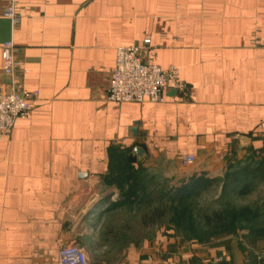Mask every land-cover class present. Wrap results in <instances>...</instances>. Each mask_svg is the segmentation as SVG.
<instances>
[{
  "label": "crops",
  "instance_id": "1",
  "mask_svg": "<svg viewBox=\"0 0 264 264\" xmlns=\"http://www.w3.org/2000/svg\"><path fill=\"white\" fill-rule=\"evenodd\" d=\"M16 3L17 26L0 16V91L11 84L2 45L12 40L28 70L17 89L39 97L0 138V264H59L70 243L89 264H176L154 254L171 234L145 219L151 210L142 214L136 195L205 184L225 157L264 151V0ZM145 38L150 60L177 67L188 90L163 102L110 100L117 48ZM250 245L229 241L212 254L257 264Z\"/></svg>",
  "mask_w": 264,
  "mask_h": 264
},
{
  "label": "rangeland",
  "instance_id": "2",
  "mask_svg": "<svg viewBox=\"0 0 264 264\" xmlns=\"http://www.w3.org/2000/svg\"><path fill=\"white\" fill-rule=\"evenodd\" d=\"M261 162L264 163V155L256 151L247 152L237 158L225 157L222 161L223 170L218 172L212 181L197 186L191 193H182L179 190L185 183L178 186L173 183L172 188L166 190L163 189V184L162 188L157 185L159 188L155 190L154 195L148 186L140 189L136 201L139 202L142 214L144 212L149 214L156 206H164V202L168 207L163 220L153 223L156 229L166 227L171 234L168 238L171 243L166 253L160 246L157 247L158 250L154 254L158 260L167 259L166 261L170 260L176 264H193L197 259L198 261L203 259L205 264L214 262L218 264L216 263L218 259L222 261L226 259L221 254L213 255L212 251L215 246L229 241L236 244L244 242L247 245L251 241L254 245H250L249 248L255 250L257 258L259 252L264 250V177H252V174H255L252 170ZM262 165L264 167V164ZM241 171L247 174L236 182L230 180L231 173ZM189 182L191 183V180ZM146 198L151 201L150 204L144 202ZM220 212L225 213L228 218H237L235 232L227 231L230 228L223 230L214 222L215 219L212 217ZM207 217L211 218L212 224L207 222ZM231 220L233 219L227 220V226ZM249 228L257 230V233L249 235Z\"/></svg>",
  "mask_w": 264,
  "mask_h": 264
},
{
  "label": "built area",
  "instance_id": "3",
  "mask_svg": "<svg viewBox=\"0 0 264 264\" xmlns=\"http://www.w3.org/2000/svg\"><path fill=\"white\" fill-rule=\"evenodd\" d=\"M23 15L16 0H10L6 6L0 0V16L10 19L14 26L21 22ZM151 49L150 38L117 48L107 90L110 100L117 103L145 100L163 102L166 93L172 90L180 94L188 90L189 86L181 78L177 67L162 68L150 60ZM16 52L12 40L3 43V71L11 79V84L7 91H0V138L10 132L18 118L30 115L32 101L39 97L38 90L26 93L17 89V72L22 70L26 73L28 70L17 59ZM195 160V156L189 155L182 159V164L189 166ZM218 260L216 263L225 264L221 259ZM257 261L258 264H264V250L259 252ZM59 264H89L88 254L79 244L70 243L61 250Z\"/></svg>",
  "mask_w": 264,
  "mask_h": 264
},
{
  "label": "trees",
  "instance_id": "4",
  "mask_svg": "<svg viewBox=\"0 0 264 264\" xmlns=\"http://www.w3.org/2000/svg\"><path fill=\"white\" fill-rule=\"evenodd\" d=\"M260 153L262 155H264V151H261ZM261 163L264 164L263 162H261ZM261 163L260 164L258 163V166L256 168H254L255 172H254V170H252V172L255 173V174H252V177H254V178L264 177V167H263V165ZM246 174L247 173L242 172V171L240 173L235 172V173H231L229 178L233 182H236L237 180L240 179V177H243ZM130 177H131V175H128V179H126L125 182L130 183V182H128L131 179ZM125 178H126V176H125ZM205 181H206V178H204V177L203 178L202 177L193 178L191 180V184H188L184 188H181L179 190H181L182 193H191V191L193 189H196L197 186H201V184H204ZM167 208H168L167 204L166 205L164 204V206H156V207L151 209L150 215L145 216V219L146 220L149 219L152 223H155V221H157V220L162 221L163 217L167 213ZM235 217H238V216H235ZM212 218L215 219L214 222H216L217 225L222 227L223 230H226V228H228V229L230 228L229 230H227V231H230V232H235L237 230L236 229L237 224H235V219H237V218H235V219L233 217H229L228 218L227 215L225 213H223V212L215 213ZM227 218L228 219H230V218L233 219V220L230 221V224L228 226L226 225V222L228 220ZM206 220H207V222L209 224L213 223V221L211 220L210 217H207ZM259 230H260V228H259ZM224 262H225V264H228L227 261H224ZM257 264H258V261H257Z\"/></svg>",
  "mask_w": 264,
  "mask_h": 264
},
{
  "label": "water",
  "instance_id": "5",
  "mask_svg": "<svg viewBox=\"0 0 264 264\" xmlns=\"http://www.w3.org/2000/svg\"><path fill=\"white\" fill-rule=\"evenodd\" d=\"M170 92L173 93V92H175V91L172 90V91H170ZM240 140H241L242 142L245 143V142L248 141V138L245 137V136H241ZM134 153L137 154L139 157H143V156H144V150H143V148L140 147V146H136V147L134 148Z\"/></svg>",
  "mask_w": 264,
  "mask_h": 264
}]
</instances>
